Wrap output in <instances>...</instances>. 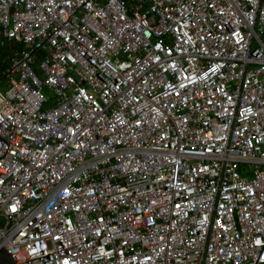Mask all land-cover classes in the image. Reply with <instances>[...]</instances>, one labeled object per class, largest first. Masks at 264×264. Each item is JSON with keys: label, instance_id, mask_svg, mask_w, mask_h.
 <instances>
[{"label": "built area", "instance_id": "1", "mask_svg": "<svg viewBox=\"0 0 264 264\" xmlns=\"http://www.w3.org/2000/svg\"><path fill=\"white\" fill-rule=\"evenodd\" d=\"M0 48L13 264H264V0H0Z\"/></svg>", "mask_w": 264, "mask_h": 264}, {"label": "water", "instance_id": "2", "mask_svg": "<svg viewBox=\"0 0 264 264\" xmlns=\"http://www.w3.org/2000/svg\"><path fill=\"white\" fill-rule=\"evenodd\" d=\"M0 264H13L12 259L2 247H0Z\"/></svg>", "mask_w": 264, "mask_h": 264}, {"label": "trees", "instance_id": "3", "mask_svg": "<svg viewBox=\"0 0 264 264\" xmlns=\"http://www.w3.org/2000/svg\"><path fill=\"white\" fill-rule=\"evenodd\" d=\"M6 48H0V71L3 68V66L6 64L5 61L2 60V56L5 54Z\"/></svg>", "mask_w": 264, "mask_h": 264}, {"label": "rangeland", "instance_id": "4", "mask_svg": "<svg viewBox=\"0 0 264 264\" xmlns=\"http://www.w3.org/2000/svg\"><path fill=\"white\" fill-rule=\"evenodd\" d=\"M0 87H1V88H3V87H4V84H3V83H1V84H0Z\"/></svg>", "mask_w": 264, "mask_h": 264}]
</instances>
